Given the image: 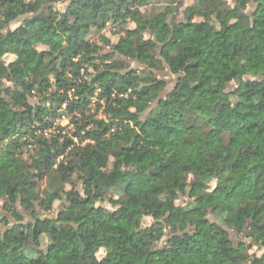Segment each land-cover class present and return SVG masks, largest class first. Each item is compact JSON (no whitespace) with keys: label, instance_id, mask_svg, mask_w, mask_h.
I'll use <instances>...</instances> for the list:
<instances>
[{"label":"trees","instance_id":"16d2710c","mask_svg":"<svg viewBox=\"0 0 264 264\" xmlns=\"http://www.w3.org/2000/svg\"><path fill=\"white\" fill-rule=\"evenodd\" d=\"M172 2L178 5L174 14L159 25L160 35L153 38V43L162 42L158 45L157 63L152 64L149 41L135 49L130 44L142 27L137 23L141 15L139 0H72L65 8L60 31L52 25L36 30L37 25L52 19L43 14L22 17L13 29L10 22L16 20L17 12L12 9L20 0H0V9L7 7L4 17L8 23L6 34V23H0V91L9 98L0 97V141L8 140V145L0 149V200L4 201L0 217L10 219L4 209L9 203L16 208L17 197L21 209L16 213L18 218L27 215L25 224L0 229V264H27L23 247L29 241H39L43 228L48 229L47 235L54 241L44 251V264H86L89 256L95 257L92 264H200L205 252L216 254L215 264H237L238 260L248 264L245 255L251 264H264V256L257 255L264 248V83L246 77L240 86L232 88L229 76L221 79L215 75L226 69L235 72L233 62L239 60L241 66L250 65L251 76H264V4L258 3L250 10V23H246L248 14H244L239 17L241 23L232 24L227 21L236 19V10L226 6L225 0H211L215 23H209V0H192L182 11L183 0ZM198 4L203 5L202 12ZM109 12L113 25L131 22L136 27L128 28L127 40L121 37L109 51H104L86 36L93 28L99 32L106 26ZM68 18H72L70 26ZM181 44L188 49L184 59L194 61L185 64L187 80L175 77L171 64L159 58L165 50L177 51ZM52 51L57 55L51 56ZM69 52L71 57L85 53L80 60L71 61L73 80L64 78ZM120 54L125 58L114 60ZM8 56L12 59L6 62ZM58 59L59 71L53 63ZM146 60L147 67L154 70L151 74L156 90L161 93L157 104L164 109L171 105L173 112L180 109L179 115L191 112L194 122L187 129L179 125V136L176 128L155 113L146 115L139 128L135 122L129 123L128 128H135L137 137L145 128L156 135L145 137L143 147L139 139H134L135 148H122L121 156L127 161L124 166L114 155H98L91 144H85L92 153L91 168L83 166V174L76 178L82 191H95H85L83 197L76 192L51 216L59 196L52 193L53 199L49 200L45 195L49 186L46 173L32 171L34 165L27 164L33 160V153L36 157L47 156L43 146L50 138L23 137L48 133L59 118L60 107L75 112L92 102L95 89L90 85L80 86L75 99L57 95L61 90L67 93L78 87L75 81L83 79L85 64L91 67L93 61H100L107 65L92 77L90 83L95 84L119 77L117 68H127L124 75L135 78L138 71L145 70ZM130 61L138 67H130ZM166 73L175 78H165ZM53 84L57 93L52 95L60 103L50 105L48 111L43 101ZM238 93L242 98L234 104L222 103ZM65 100H69L67 105ZM166 125L168 131L161 137L160 131ZM109 131L105 125L102 135L90 137L85 133V138L99 140L98 150L103 147V135ZM74 146L75 141L66 142V147ZM133 153L137 157L135 165L128 159ZM63 154L62 150L52 153ZM50 166L44 163L41 169ZM58 169L73 174L77 171L72 162H61ZM34 197L39 198L35 207L31 203ZM38 209L48 215L38 214ZM146 217L152 219L148 225L144 224ZM161 217L163 225L171 226L172 231L191 225V235L182 233L185 239L179 245L180 251L164 244L145 247L143 242L156 237L157 228L163 233ZM101 237L128 243L120 251H109L98 258L97 253H104L105 248L94 246L93 240ZM249 238L253 243H247ZM6 248L13 249L15 255L4 251ZM245 248L247 252L241 254Z\"/></svg>","mask_w":264,"mask_h":264},{"label":"clouds","instance_id":"9594fccd","mask_svg":"<svg viewBox=\"0 0 264 264\" xmlns=\"http://www.w3.org/2000/svg\"><path fill=\"white\" fill-rule=\"evenodd\" d=\"M71 3L72 0H20V3H18L16 7L12 9L14 12H17V16L16 20L10 22V25L14 29L15 27L19 26L18 21L22 17L31 18L32 16L43 14L45 17L51 16L52 19L48 20V24L37 25L36 30L47 29L48 25H52L57 31H60L62 27L60 25V21L64 19L65 8ZM258 3L264 4V0H225L226 6H231V8L236 10L234 13L236 19H229L227 22L232 24L241 23L239 17L241 15L248 14V20L246 23H250L252 19L250 10L254 9ZM177 6L178 5L173 3L172 0H139V3L137 4L139 12L141 13L137 23L142 25V27L139 28L131 38L130 44L135 49L138 48L139 45L145 40L149 41V43L152 45L150 49L152 64L157 63L156 58L159 56L158 45L162 42L161 40H155L153 43V38L160 35L159 25L166 22L168 18L174 14ZM186 6L187 5H185V7ZM197 7L201 12L203 11L202 4H198ZM5 11H7V7L0 9V23H6L4 17ZM209 12L211 14L209 23H215V12L211 8V0H209ZM186 14L187 13H185V15ZM71 23L72 18H68V25L70 26ZM107 24L108 27L105 28L102 33H97V35L103 38L104 36H107L111 30L112 32L117 33L116 36L112 37L113 40L125 37V33L127 32L128 28L136 27V25H132L130 22H118L117 25L113 26L111 12L108 14ZM219 27L220 26L218 25L217 28L219 29ZM7 31L8 23H6L4 33L6 34ZM92 32L95 33L96 29L93 28ZM0 39H2V37H0ZM125 39L127 40V37H125ZM98 42L99 40L97 43ZM62 46L63 45H61V47ZM145 47L147 48V45ZM187 52L188 49L185 48L183 44H181L177 51L165 50V55L159 58L171 64L175 72V77H180L182 80H187L188 73L184 70L185 64L194 62L191 59H184V56ZM56 55V51L51 52V56ZM67 55L69 56L68 68L65 72L64 78L66 80H73V67L71 61L73 59L80 60L81 56L85 55V53L82 52L80 55L75 57H71L70 52L67 53ZM123 58H125L124 54H120L117 58H114V60ZM131 58H134V56ZM53 63L56 64L57 70L59 71L60 59L54 61ZM144 63L145 70L142 72L138 71L135 78H130L124 75V73L127 71V68H117L116 71L120 73L119 77L113 80H101L95 84H91L90 82L92 77L95 76L97 72L102 71L104 67H107V65H104L100 61H93L91 67H89L87 64L84 65L82 70L83 79L75 81L78 86L77 88H73L72 91L67 93L63 90L57 93L56 86L53 84V87L46 94L47 99L43 101L44 107L46 110L51 111L50 105L60 103V101L56 100L52 95L53 93H57V95L61 97L67 96L69 99H75L76 93L80 86L90 85L95 89V94L91 97L92 102L86 106L77 108L75 112H69L64 106L60 107L58 109L59 118L54 121L53 128L50 129L48 133H37L35 137H23L24 140L42 139L44 136H48L50 138L43 146L47 156L42 154L40 157H36L35 153H33V160H28L27 164L34 165V167L31 169L32 171L39 169L46 173L45 181L48 182L49 186L45 195L49 197V200H52L53 197L51 194L57 193L59 199H55V204H60L63 202V204L67 205L68 199L66 198H70L76 192H79V195L83 197L85 195V191H95V188H92L91 190L85 189L82 191L80 189V180L76 178L77 176H81L83 174V166L87 165V167L91 168L92 153L85 149V144H91L93 150L96 151L98 155H114L117 162L120 163L121 166H124L127 161H125L121 156L122 148L126 146H132L135 148L136 145L133 144L134 139H139V146L143 147L145 143V137L156 135L148 128H145V131L142 132L139 137H137L136 129L128 128L129 123L135 122L136 127L139 128L144 124V118L146 115L155 113L157 116H163L164 119L168 121V125L176 128L177 131L175 134L179 136L181 135V129L178 127L179 125H182L184 129H187L189 124L194 122L191 112H188L185 115H179L180 109H177L175 112H173L171 105L168 109H164L161 105L157 104V100L161 98V93L160 91L156 90L158 86L156 85L155 77L151 74L154 70L147 67V60ZM233 63L236 69L235 72H233L232 69H226L225 71L216 72L215 74L221 79L226 75L229 76V87L236 88L240 86L246 77L258 79L260 83H264V76L259 78L256 76H251L249 72V64H243V66H241L242 62L239 60L234 61ZM157 67H159V65H157ZM93 69H95V71H93ZM175 77L170 78L174 79ZM218 82L219 81H217V83ZM5 84H7V81H5ZM2 87L3 86H0V88ZM141 90H144V92ZM0 97H3L4 100L9 99L7 96L3 95L2 91H0ZM241 98V95L238 93L237 95L231 96L227 98V100L222 101V103H228L232 105L235 101ZM68 103L69 100L64 101V105H67ZM101 121L104 123L101 124ZM199 123L206 124V122ZM34 124L35 119L33 120V125ZM62 125L66 127L60 128L59 126ZM105 125L110 128V131L107 133V135H103V147L97 150L96 145L99 144L100 141H92L88 138H85V133H88L90 137L102 135ZM168 125L161 129V137L167 133ZM201 130L204 129L202 128ZM73 133H76V135H72ZM124 133H130L131 135L130 137H126L123 135ZM12 139H15V137ZM69 139L75 141L74 147H66V142ZM81 141H83V143H81ZM6 145H8V140L0 141V149L5 148ZM58 150L64 151V154L62 156L52 155V153L57 152ZM140 158L143 159V156ZM128 159L131 160L133 165H135L137 159L135 153H133ZM76 160L81 161V164L76 165ZM61 162L65 164L72 162L73 167L77 169L76 173L73 174L67 170H59L58 165ZM44 163H49L51 165L50 168L41 169V165ZM39 183L40 182L37 181V184ZM38 199V197H34L32 199L31 203L33 207H35L38 203ZM18 201L19 197H17V201L15 202L17 204L16 208H13L12 203H9L4 209L9 213L10 219L4 220L3 217H0V229L8 228L12 225H21L26 223V214L22 219L18 218L16 214L17 212L21 211ZM3 202V200H0V204H3ZM38 214L48 215V213H44L39 209ZM161 226H163V233L161 234L159 228H157L156 237L143 242L145 247L151 246L152 248H156L161 244H164L165 246L174 247L176 251H180L179 245L184 243L185 239L182 236V233L189 232V235H191V232L189 231L191 225H189L188 228L172 231L171 226L163 225V218L161 217ZM47 232L48 229L43 228V234L40 236L39 241H29L24 245L23 253L26 257L27 264H44V251L47 249L49 242H54L47 235ZM161 235L162 238H160ZM169 237H172L171 243H169ZM237 238L239 239V237ZM2 242L3 233L0 231V243ZM127 243L128 241L109 240L103 237L93 240L94 246H104L105 252L103 254H107L109 251H120L121 246ZM247 243L251 244L253 243V240L249 238ZM256 246H259L258 242ZM144 250L145 248L140 249V251ZM4 251L15 255L13 249L11 248H6ZM252 251H255V248H253ZM246 252L247 248L241 250V254ZM215 255V253H202L200 264H215ZM257 255L264 256V248H261V251ZM94 259V256L87 257L86 264H92V260ZM244 259H247L248 264H251V259L246 255L244 256ZM237 264H243V260H238Z\"/></svg>","mask_w":264,"mask_h":264},{"label":"rangeland","instance_id":"374dc122","mask_svg":"<svg viewBox=\"0 0 264 264\" xmlns=\"http://www.w3.org/2000/svg\"><path fill=\"white\" fill-rule=\"evenodd\" d=\"M190 3H192V0H183V6H181L180 8V11H182L185 7V5H189ZM131 23V22H130ZM133 25V23H131ZM117 24H114L113 26H115ZM108 27V24L106 23V26L99 32H90L87 36H86V39H89V40H92V41H95L97 43V41L99 40L98 44H100L103 48H104V51H109V49L111 48V45L116 43V41L118 40H113L112 37L113 36H116L117 33L115 32H112L111 30L109 31L108 35L107 36H104L103 38H101L100 36L97 35V33H102L104 31L105 28ZM132 28V27H130ZM12 59V57H7L6 58V62L10 61ZM129 66L130 67H138L137 63L136 62H129ZM171 76L166 73V76L165 78H168V79H171L170 78ZM173 77V76H172ZM172 80V79H171ZM171 84L168 85V87L170 86ZM58 119V118H57ZM60 127H66V126H60ZM60 206H61V203L60 204H54L53 206V210L52 212L50 213L51 216H55L56 215V212L60 209ZM0 212H2V204H0ZM152 222V219L150 217H146L144 219V224L148 225ZM233 238L235 239V234H232ZM103 256V252L102 251H99L97 253V257L98 258H101Z\"/></svg>","mask_w":264,"mask_h":264}]
</instances>
